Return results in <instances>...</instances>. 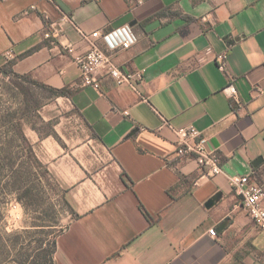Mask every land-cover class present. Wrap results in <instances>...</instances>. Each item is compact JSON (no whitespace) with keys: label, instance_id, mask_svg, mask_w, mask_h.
I'll return each instance as SVG.
<instances>
[{"label":"crops","instance_id":"obj_1","mask_svg":"<svg viewBox=\"0 0 264 264\" xmlns=\"http://www.w3.org/2000/svg\"><path fill=\"white\" fill-rule=\"evenodd\" d=\"M135 1L0 0V59L11 52L16 73L70 93L61 142L32 137L77 214L57 239L56 264H264V232L230 182L254 169L264 182V0ZM53 23L79 54L89 44L75 27L131 26L138 43L113 60L144 72L142 96L102 72L99 88L83 86L72 56L44 37ZM165 121L201 131L222 174L203 178L195 160L177 157Z\"/></svg>","mask_w":264,"mask_h":264},{"label":"rangeland","instance_id":"obj_2","mask_svg":"<svg viewBox=\"0 0 264 264\" xmlns=\"http://www.w3.org/2000/svg\"><path fill=\"white\" fill-rule=\"evenodd\" d=\"M11 62L0 59V264H34V261L50 264L51 243L66 230L74 216L65 188L38 158L32 137L36 133L34 128L42 134L52 128L55 131L56 125L68 117V112L66 105L63 106V97H55L27 81L5 76L1 67ZM21 132L33 145L34 154ZM13 192L17 193V202L30 218L22 229L9 233L3 213L7 196Z\"/></svg>","mask_w":264,"mask_h":264},{"label":"built area","instance_id":"obj_3","mask_svg":"<svg viewBox=\"0 0 264 264\" xmlns=\"http://www.w3.org/2000/svg\"><path fill=\"white\" fill-rule=\"evenodd\" d=\"M128 1L131 3V0ZM147 1L136 0L135 3L142 5ZM64 19L73 23L67 16ZM75 29L83 40L89 44V50L84 54L77 53L74 44H62L60 42L59 39L63 34V30L58 23H53L44 37L54 46L61 43L62 49L72 56L74 63L80 70L83 86L99 88L100 82L97 75L102 72L105 76L114 80L119 87H129L142 96L140 87L144 83V72L140 70L125 71L113 60L116 53L128 50L138 43L133 28L125 25L106 33L95 31L92 34H86L78 27H75ZM99 41L104 42L106 50L98 45ZM6 59L11 61L13 54L8 52ZM217 60L219 70L225 73L228 70V55H220ZM226 91L230 93L231 97L236 94L233 86L228 87ZM145 101L147 100L145 99ZM165 124L176 134L177 157L195 160L202 170L203 178L216 177L222 174L221 159L215 153L207 150L206 139L202 137L201 131L193 125L176 129L168 122ZM230 182L233 192L240 200V208L246 212L255 226L264 232V182L259 180L257 171L254 169L251 175L231 177ZM209 234L216 237V228H212Z\"/></svg>","mask_w":264,"mask_h":264},{"label":"trees","instance_id":"obj_4","mask_svg":"<svg viewBox=\"0 0 264 264\" xmlns=\"http://www.w3.org/2000/svg\"><path fill=\"white\" fill-rule=\"evenodd\" d=\"M163 15V14H160V16ZM1 66V65H0ZM1 70L3 71L4 75L5 76H8V77H14L16 79H19V80H24V81H27L29 83H32L34 84L35 86H38V87H41L43 89H46L48 90L49 92H51L53 94V96L55 97H69L70 96V93L68 90L66 89H55V88H52L50 86H47L45 85L44 83L42 82H39L35 79H33L31 76L29 75H21V74H18L14 71L13 69V63L11 62L10 65L8 66H3L1 67ZM36 108H33V111H35ZM23 126V124H21ZM21 125H19L20 127H22ZM36 133H38V135L43 138V137H50V136H53L55 137L56 139L59 140V137L57 136L56 132L54 131V128H52V130L50 132H48L47 134H42L41 132H39L37 129H33ZM21 137L23 140H25L30 148V152L32 154H34V150H33V145H31V143L28 141V139L26 138L25 134L21 132ZM37 162H38V159H37ZM30 193V191L28 192V194ZM69 204V203H68ZM70 205V204H69ZM139 208L140 210L142 211V213L144 214V216L148 219V221L150 222V224H155L156 223V220H154L151 215L148 213V211L146 210V208L140 203L139 205ZM71 209V212L74 216V218L77 217V214L76 212L72 209V207H70ZM57 252V240L53 241L51 243V246H50V250L48 251V260L50 262V264H56V261H55V254ZM33 260H37V258H34ZM34 264H36L37 262H33Z\"/></svg>","mask_w":264,"mask_h":264},{"label":"clouds","instance_id":"obj_5","mask_svg":"<svg viewBox=\"0 0 264 264\" xmlns=\"http://www.w3.org/2000/svg\"><path fill=\"white\" fill-rule=\"evenodd\" d=\"M8 203L6 211H4V221L7 224L6 231L11 233L15 230H20L25 226V221L30 217L26 216L24 209L17 202V193L13 192L7 196Z\"/></svg>","mask_w":264,"mask_h":264},{"label":"water","instance_id":"obj_6","mask_svg":"<svg viewBox=\"0 0 264 264\" xmlns=\"http://www.w3.org/2000/svg\"><path fill=\"white\" fill-rule=\"evenodd\" d=\"M262 162H263V159H262V158H261V159H258V160L254 163L255 167L260 166V164H262ZM217 200H218V196L213 197L210 201H208V203H207V205H206L207 209H211V208H213V207L215 206Z\"/></svg>","mask_w":264,"mask_h":264}]
</instances>
